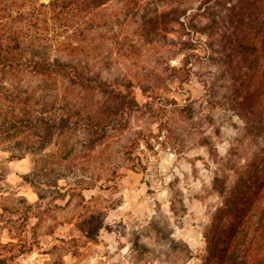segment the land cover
<instances>
[{
	"label": "rangeland",
	"instance_id": "obj_1",
	"mask_svg": "<svg viewBox=\"0 0 264 264\" xmlns=\"http://www.w3.org/2000/svg\"><path fill=\"white\" fill-rule=\"evenodd\" d=\"M90 1L0 0V41L25 60L82 73L0 69V254L10 255L6 264H203L207 228L224 201L213 179L228 161L248 167L258 152L235 97L263 73L247 78L236 43L249 38L264 0H223L214 35L192 27L204 0ZM171 10L176 23L165 16ZM85 76L130 90L138 106L117 114V101L88 88ZM24 110L69 115L76 125L43 148L36 131L5 137L4 120ZM97 121L103 139V130H88ZM140 135L146 171L126 156ZM226 176L232 186L234 170Z\"/></svg>",
	"mask_w": 264,
	"mask_h": 264
},
{
	"label": "trees",
	"instance_id": "obj_2",
	"mask_svg": "<svg viewBox=\"0 0 264 264\" xmlns=\"http://www.w3.org/2000/svg\"><path fill=\"white\" fill-rule=\"evenodd\" d=\"M106 0H92L87 4L88 7L102 4ZM223 0H204L202 12L198 10V17L201 20H192V27L198 32L211 33L214 35L218 28V8L222 6ZM88 3V2H87ZM252 18L249 19L250 29L252 33L249 38L237 37V52L239 57L240 70L244 64L250 72L247 78H254L255 73L259 77V73L264 78V4H259L254 8ZM170 20L176 23V10L169 12ZM206 20V23L204 22ZM241 28L246 23L244 18L238 19ZM28 69L40 75L57 74L67 77L71 80L78 79L82 75L78 68L74 65L65 64L61 61H37L25 60L22 56L20 47L11 45L8 42L0 41V69ZM227 71H225L226 73ZM223 78L225 75H222ZM84 77V76H82ZM84 79V78H83ZM226 80V78H225ZM86 85L91 90H99L104 95L114 99L117 102L113 104L117 114H128L134 111L138 106L134 95L130 90L127 94L116 86L111 85L107 81H103L100 77L85 76ZM254 87L255 89L241 97H235L239 101L238 104L245 110V134L254 139L258 146V152L255 158L250 160L248 167L236 165L227 162L220 172H217L213 179V188L219 195L223 197V205L215 213L210 226L207 228L205 235L206 249L203 256V264H264V81ZM215 82L210 89V100L214 102ZM243 86V85H242ZM252 87V86H248ZM223 100L220 102L226 106L229 93L233 91V87L227 85ZM1 89V88H0ZM3 93L8 94L9 90L2 88ZM235 91V90H234ZM19 100L14 98L15 103ZM26 104V103H25ZM236 109V106H232ZM49 113V112H48ZM31 110H24L21 116H14L4 120V127L7 128L5 137H11L16 133L25 131H36L41 139L40 148L50 143L52 136L58 131L70 130L75 123V119L69 115L56 116L55 114H33ZM76 125V123H75ZM105 124L97 121L90 131L103 130L101 134L104 138ZM44 129L43 133H40ZM106 131V129H105ZM42 136V137H41ZM144 136L136 137L132 144L126 149V156L133 164L136 171H146L147 166L143 164L142 158L137 154ZM261 142L262 144L260 145ZM259 143V144H258ZM38 148V149H40ZM229 160V159H228ZM234 170V184L229 186V177L227 171ZM224 177H223V176ZM12 244V243H9ZM17 248L18 244H12ZM8 253H12L8 252ZM10 256V255H9ZM9 256L0 254V264H6Z\"/></svg>",
	"mask_w": 264,
	"mask_h": 264
}]
</instances>
